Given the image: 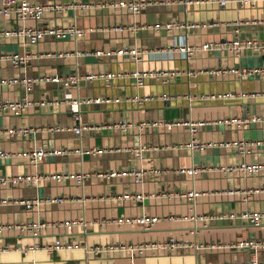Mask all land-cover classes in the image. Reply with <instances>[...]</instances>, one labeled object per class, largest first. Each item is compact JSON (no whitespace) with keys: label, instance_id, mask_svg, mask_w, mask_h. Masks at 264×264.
I'll list each match as a JSON object with an SVG mask.
<instances>
[{"label":"crops","instance_id":"0c3cea01","mask_svg":"<svg viewBox=\"0 0 264 264\" xmlns=\"http://www.w3.org/2000/svg\"><path fill=\"white\" fill-rule=\"evenodd\" d=\"M38 1L71 5L49 8L40 18L22 20L12 13L0 21V77L13 78L0 84V103L24 96L33 100L20 111L0 105V147L7 152L0 156V222H49L38 230L19 227L0 231V244L7 246L0 251V264H231L248 258L254 248L238 243L247 239L263 241L264 217L255 224L246 218L216 215L243 209L264 211V169L245 172L222 167L242 158L264 162V146L243 151L235 145L239 139H264V76L241 78L222 69L264 64V47L249 45L240 53L205 49L190 57L170 47L185 39L201 43L237 35L262 44L264 0H229L225 4L217 0H155L139 10L119 3L121 0ZM72 2L77 6L73 7ZM80 2L88 4L80 6ZM171 19L200 24L169 29L153 26ZM246 19L249 21L236 22ZM72 21L85 26L86 33L77 37L46 34L39 40H29L6 31L23 24L61 26ZM126 47L140 49L141 58L117 51ZM97 48L104 52L95 53ZM7 52H21L27 58L16 64L4 56ZM136 68L151 74L138 83L131 72ZM164 70L173 73L155 74ZM76 71L81 78L70 86L46 79L30 85L19 80ZM105 72H113V76L87 77L88 73ZM252 90L263 94L239 93ZM226 91L236 95L189 99V95ZM68 92L73 97H91L80 105L85 125L80 133L72 128L77 120L72 115ZM98 96L109 99H94ZM41 98L48 103H39ZM253 114L261 118L245 123L237 120ZM187 117L207 120L196 135L211 144L191 149L186 145L191 138L188 125L164 123ZM154 120L160 122L154 125ZM119 121L126 123L113 124ZM140 122L141 127L136 125ZM20 125L30 129L24 133L7 130ZM38 146L62 148L65 152H50L34 162L25 152ZM192 165L202 168L194 173L183 169ZM140 166L146 169L142 182L135 181L131 173L104 174ZM81 170L88 173L83 182L74 175L62 180L49 176L53 171ZM24 174L35 177L19 179ZM193 189L199 191L194 197L185 194ZM55 196L63 198L54 200ZM20 198L38 201L29 208ZM143 213L157 214L159 219L151 227L116 220L104 224L82 222ZM199 213L213 218H195ZM171 236L235 244L206 249L136 250L134 255L126 248L90 249L95 244L164 240ZM56 238L70 245L53 249L42 246L53 244ZM256 251L264 259V245Z\"/></svg>","mask_w":264,"mask_h":264},{"label":"built area","instance_id":"2783aa9c","mask_svg":"<svg viewBox=\"0 0 264 264\" xmlns=\"http://www.w3.org/2000/svg\"><path fill=\"white\" fill-rule=\"evenodd\" d=\"M151 1L155 0H121L119 3L128 5L134 10H139L140 8L146 6ZM221 4H225L229 0H217ZM237 1H247V0H237ZM88 3L86 2H80L78 5H87ZM71 5V3H61L57 1H51V2H41L38 0H0V21L2 18L5 16H9L12 13H16L22 20L26 19L27 17H35V18H40L43 13L49 9V8H54V9H62L63 7ZM73 7L77 6V2H72ZM240 21H249V19L246 20H239L236 21L237 24L240 23ZM200 22L196 21H181V20H167L164 22H155L153 24L154 27H162V28H171L173 26H196L199 25ZM136 27V25H134ZM117 28H123V25H117ZM238 28V27H237ZM7 33L11 34H16L19 36H22L24 38H27L29 40H39L40 38L44 37L46 34L54 35L57 37H66V36H81L86 33L87 28L85 26H82L78 24L76 21L69 22L68 24L65 25H19L16 27H13L11 29L6 30ZM254 46V47H264V42L260 44L257 41L254 40H245L241 38L240 36H235L232 39H222L218 41L214 40H208L204 41L201 43H190L186 39L183 42H179L176 44H173L170 48H179L181 51L184 52V54L188 57H190L192 54L199 50H205V49H214V48H221V49H231L234 50L236 53H240L242 49L246 46ZM162 49V48H161ZM160 50V49H157ZM117 51L119 52H124L128 51L131 52L135 57L141 58L139 55L141 50L137 49L136 47H131V48H120ZM104 52L101 48H97L95 50V53H102ZM4 56L8 58L9 60L13 61L16 64H19L21 62H24L26 60V55L21 52H7L4 53ZM217 69H213V71H216ZM224 71L228 72H234L238 77H248L251 75L259 74L264 76V64H254V65H244V66H233L232 68H224L222 69ZM200 70H191L189 71L190 73H197ZM132 74L136 77V80L138 83H142L144 81V77L147 74H151V72H148L147 70H141V69H134L131 71ZM173 72H170L168 70L164 71H156L155 74H162V75H169ZM95 75H105L108 77L113 76V72H105V73H88L87 77H93ZM81 78V75L76 71L67 75H61L59 73H52V74H43V75H38V76H32V77H24V78H19V80L23 79L25 80L28 85H30L33 81L35 80H53L57 82L63 83L65 86H70L72 83H78ZM13 80V78H10L9 80L0 77V84L4 81H10ZM240 95L242 96H257L263 94L262 91L259 90H252L249 92H239ZM236 95L234 92L226 91V92H209V93H202L199 95H189V99H194V98H199V99H212V98H219V97H226V96H233ZM145 98H148L149 96H144ZM68 98L69 101H71V106H72V115L75 120H77V123L73 125V129L77 132L80 133L83 127L85 126L83 124L82 120V114H81V109L80 105L82 101H88L91 99V97H86V98H80V97H73L71 92H68ZM96 100L100 99H109L108 97L102 98L100 96L94 98ZM31 103H33V100L29 98L28 96H24L22 98H17V99H10L7 98L3 100L0 105L3 108L7 109H12L16 111H20L24 109L25 107L29 106ZM39 103L45 104L48 103V100L45 98H41L39 100ZM261 118L260 115L253 114L250 116H246L244 118H237L238 121L241 122H248L249 120H259ZM159 121V120H158ZM157 120L152 121V124L156 125L158 124ZM229 121V119H227ZM160 122V121H159ZM207 120L198 118L194 119L192 117H187L183 119H179L176 121H168L166 120L164 123L166 124H172V123H183L189 126L190 132H191V138L189 141L186 142V145L189 146L191 149L194 148H201L205 147L209 144L212 143V141H201L196 133L199 129V126L202 124H205ZM126 122L124 121H119V122H114V125H120L123 126L125 125ZM137 126H142L143 123H137ZM30 129V127L25 126V125H20L18 127H9L7 130L8 131H15V132H27ZM262 145L264 146V139H250V138H245V139H239L235 141V145L240 147L243 151H250L252 147L256 145ZM98 149V148H96ZM142 149V148H140ZM81 151H90L91 149H80ZM54 152V153H63L65 152L64 149L62 148H44L42 146L38 147H33L27 150L25 153L26 155L34 162H37L39 159L44 158L48 153ZM136 152L141 155L139 149H136ZM7 152L3 148L0 147V156L6 155ZM223 168L227 170H242L245 172H257L261 171L264 169V162L261 161H249L246 160L245 158H242L238 162L227 165V166H222ZM202 168V166L199 165H192L187 168H183L186 171H189L191 173H194L196 170ZM126 173H131L134 175V180L137 182H142L146 173V169L143 166L140 167H133L130 169H112L109 171H105L104 174L114 176V175H120V174H126ZM76 176L78 180L84 181L88 175L87 172L81 170L75 173H72L70 171H53L49 173V176L58 180H62L66 177L70 176ZM33 174H24L19 176V179H25V180H31L34 179ZM5 179V178H3ZM199 191L197 190H190L187 191L185 194L191 197H194ZM141 195V194H140ZM63 197L62 196H55L53 199L54 200H61ZM19 201L21 203H24L27 207L31 208L35 203H37L36 198H20ZM228 215L230 217L236 218V217H241V218H246L250 220L251 222L258 224L263 220L264 217V211L261 210H253V209H243L240 211L237 210H232L227 214H217V216H224ZM195 218H203L205 220H209L213 218V215L210 214H204V213H199L194 215ZM159 219V215L157 214H128V215H120V216H107L102 219H97L92 222L87 221L85 219H82V222L84 225H87L88 223H100L104 224L106 222L116 220L118 222H130L132 224H142L145 227H151L157 220ZM74 221V220H73ZM49 221L46 220H27V221H5V222H0V231L4 230L5 228L8 229H14V228H21V229H32V230H38L42 227H44ZM69 223L70 220H67ZM235 244L234 242H217V241H210V242H199V241H193V240H188V239H183V238H177L175 236H171L168 239L164 240H146V241H141V242H115V243H105V244H95L93 246H90L91 250L95 251H100L103 249L107 250H113V249H129L131 251V255H134V252L136 250L138 251H156V250H161L165 248H180V249H189L190 247H195L197 249H206L209 247H217V246H224V245H233ZM238 244H247L250 245L254 248V251L252 254L242 260H237L232 262L231 264H264V259L260 258L257 253V248L259 245H264V240H255V239H247L245 241H240ZM63 245H70V244H65L60 238H56L55 242L53 244L49 245H42L46 248H58ZM34 246V245H33ZM35 247V246H34ZM7 249V246L4 244H0V251ZM219 264V263H217Z\"/></svg>","mask_w":264,"mask_h":264}]
</instances>
